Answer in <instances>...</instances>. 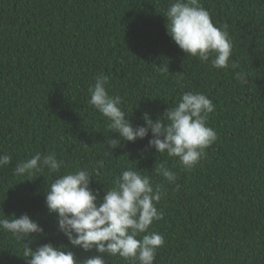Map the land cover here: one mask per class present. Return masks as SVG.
Returning a JSON list of instances; mask_svg holds the SVG:
<instances>
[{
  "label": "trees",
  "instance_id": "obj_1",
  "mask_svg": "<svg viewBox=\"0 0 264 264\" xmlns=\"http://www.w3.org/2000/svg\"><path fill=\"white\" fill-rule=\"evenodd\" d=\"M200 2L216 26H227L235 68L213 69L179 49L163 16L170 0H0V153L12 157L0 168V218L36 220L44 233L33 234L31 248L68 245L80 260L94 254L57 231L45 205L55 174L13 175L36 152H55L61 173L88 170L101 197L129 167L163 185V219L149 229L165 237L154 264H264V0ZM102 73L134 126L146 112L155 120L183 92L204 93L217 133L205 157L185 169L147 147L151 133L110 151L118 134L89 103ZM156 163L177 181L157 175ZM25 243L0 230V264H27Z\"/></svg>",
  "mask_w": 264,
  "mask_h": 264
},
{
  "label": "clouds",
  "instance_id": "obj_2",
  "mask_svg": "<svg viewBox=\"0 0 264 264\" xmlns=\"http://www.w3.org/2000/svg\"><path fill=\"white\" fill-rule=\"evenodd\" d=\"M163 16L167 34L186 56L202 62L210 60L213 69L236 67L229 64L232 41L227 26H216L200 0H170ZM159 66L160 71H169L168 65ZM108 85L109 76L102 73L94 77L88 92L90 105L108 121V131L118 134V138H110V151L120 147L122 141L134 143L151 133L148 148L175 157L181 166L191 169L216 141L217 133L207 123L214 104L204 93L183 92L174 106L155 120L146 112L142 116L144 125L134 126L121 108L122 98L110 95ZM11 162L10 155L0 153V168ZM62 167L64 161L55 152H36L18 162L13 175L39 177L36 174L45 170L55 174L45 192V205L50 214H56L57 231L72 248L94 254L80 260L68 245L52 243L33 249L29 246L33 234H43L44 228L26 213L19 217L5 215L0 218V230L28 241L22 256L27 264H107L105 255L130 264H154L165 237L149 229L154 221L163 219V211L157 207L163 185H154L149 175L129 167L120 171L115 183L106 187L101 197L100 190L91 187L93 176L88 170L61 173ZM154 171L170 184L177 181V173L164 163H156Z\"/></svg>",
  "mask_w": 264,
  "mask_h": 264
}]
</instances>
